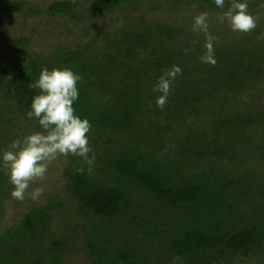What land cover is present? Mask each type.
<instances>
[{
  "label": "trees",
  "instance_id": "trees-1",
  "mask_svg": "<svg viewBox=\"0 0 264 264\" xmlns=\"http://www.w3.org/2000/svg\"><path fill=\"white\" fill-rule=\"evenodd\" d=\"M89 1V15L107 23L104 13L129 6V14H118L111 26L107 24L114 29L112 37L108 34L110 39L102 42L109 48L107 59H98L80 47L62 49L48 63L27 48L24 37L0 36V151L3 141L18 129L39 130L27 111L37 92L31 84L41 68L71 67L83 77L74 105L77 114L99 129L130 136L126 146L106 148L99 157L95 155L99 163L91 171L85 160L80 159L81 164L73 158L63 169L65 195L55 200L59 205L63 204L60 199L69 200L76 210L94 219L86 238L94 261L264 264V106L259 104L264 94V29L259 30L257 20L262 15L264 21V0H248L251 11L259 6L263 9L259 16L252 14L256 17L254 30L225 31L212 43L215 65L200 59L207 53V34L156 14L136 13L137 7L144 9L165 0ZM167 1L198 4L200 8L195 6L192 11L196 13L216 6L214 0ZM230 3L226 0V5ZM23 5L16 2L12 7ZM75 7L71 0H55L48 11L78 22L83 15L76 14ZM35 13L29 8L27 15ZM119 21L115 29L113 24ZM174 65L183 74L173 81L168 103L161 110L156 107L159 93L153 87ZM246 98L256 99L255 103L241 105ZM194 109L200 112L193 118L195 124L182 127L183 117ZM158 140L169 141L168 148L153 146ZM102 162L116 173L114 182L108 181ZM11 187L6 169L0 170V197ZM141 191L144 195L136 196L137 200L147 198L166 210L165 225L140 212L141 206L133 207L130 194ZM55 200L49 197L48 205L24 210L18 232H0V264H23L25 248L32 252L27 264L59 261L65 241L49 231L50 202ZM104 220L110 222V230L125 231L122 226H130L112 244L106 232L98 230ZM154 239L159 245L150 243ZM19 244L22 251L14 247ZM161 245L165 253L158 252Z\"/></svg>",
  "mask_w": 264,
  "mask_h": 264
},
{
  "label": "rangeland",
  "instance_id": "rangeland-1",
  "mask_svg": "<svg viewBox=\"0 0 264 264\" xmlns=\"http://www.w3.org/2000/svg\"><path fill=\"white\" fill-rule=\"evenodd\" d=\"M52 1L55 0H0V36H9L13 38L24 37L29 42L27 48L35 50L37 52L36 54L39 57L47 60L48 63L52 62L53 57L61 52L62 49L75 50L80 47L85 48V50L89 53L92 52L94 56L97 55L98 59L103 57L107 59L109 48L105 47L102 42L108 37V34H114L112 33L114 29L111 30L110 28L112 19L116 21L118 14L120 16L121 14H123V16L125 14H129V6L125 5V7L123 6L122 8H116L104 13L107 14L105 18L109 19V22L107 23L104 20L89 15L91 14L88 11V4L90 2L89 0H71L75 3L76 7L74 11L76 14L83 15L82 20L73 22L71 21L72 19L67 15H50L48 11V5ZM16 2H23L24 5L20 9H15L12 7V4ZM181 5H178L176 1L171 2L165 0L159 3L146 5L144 9L137 7L136 13L156 14V16L160 18H169L179 23H186L188 26L191 25L193 28V18L196 16V14L207 12L210 14L208 21L210 29L205 39L211 41V43H214L215 40H218L219 35H222V33L225 31L233 32L226 22L221 23L218 19V17L222 15L223 11L226 10L230 4L226 5L225 9L223 10L217 8L216 6H212L207 9H203V11H197V13L192 11H194L195 6L200 8V5H186L185 3H181ZM185 7H189V9ZM29 8L36 10L35 16L27 15ZM182 8H184L186 11H183ZM248 10L251 14L258 13L257 16L260 15L259 12L263 11L262 7L260 6L259 8L255 9L256 12L251 11L249 8ZM148 11L153 12L151 13ZM261 18L262 15L257 19L259 21V30L264 29V26L261 25L264 24V21L261 22ZM120 21L113 24L115 29L120 25ZM107 24L110 26L108 27ZM211 27L214 30L213 32H210ZM35 51L33 54H35ZM263 97L264 94L261 95V102L259 103L261 106H264ZM255 100L256 99L250 100L246 98V101H243V103L241 102V105H245L246 103L247 106H249V104L252 105V103H255ZM262 110H264V108ZM197 113L200 112L196 109L188 111L187 116L183 117L184 122L181 121L182 127H185V125H188L187 127H189V125L193 126L195 124L193 118ZM31 122H33V120H31ZM15 129L17 130V128ZM6 131H10L9 128H7ZM30 131L32 130L25 131L24 128H20L17 130V132H13L7 141H3L2 150L8 147L12 139L25 135ZM109 132L110 131H105L95 126H92L91 128V132L89 133L90 145L93 149V152L98 157L104 149L115 148V146L119 145L126 146L128 140H130L129 135H116ZM169 143V141L165 142L164 140H158L153 142L152 145L154 146L156 144V147L161 150L165 147V149H167ZM97 156H95V158ZM70 158L79 161L80 159L84 160L83 158L77 156H61L50 164L46 178L43 181H37L32 185L33 188L43 187L44 189L43 195L39 200L33 201L27 197L23 201L14 200L10 195L12 187L11 189H8L3 197H0V232L2 231L3 233H6L7 230H10L11 232H18L19 229H22L21 219L23 217L24 210L36 205H48L49 197H53L54 200L55 198L64 197L65 194L63 192L64 187L62 185V180L64 182H67V180L64 177L63 169L68 164ZM80 163L82 164L81 161ZM98 163L99 161L96 158L94 165H98ZM102 165L105 169V174L108 177V181L114 182L117 178L116 173H114L113 169L110 170L111 168L109 169V166L107 167L104 165L103 162ZM3 169V167H0V170ZM142 194V191L141 194H130V197L134 196L133 207L137 209L139 206H141L140 212H144L146 215L149 214L154 216L157 218V220L164 224L162 217L166 214V210L161 209L159 206H155V204H153L154 202L151 200L149 201L147 198L144 199L145 201L137 200L136 196L140 197ZM132 199L133 198L131 197V200ZM61 201L63 204L60 205L57 204L56 200L50 202V204L53 203V208L51 210V220L49 223L50 234L55 238L62 237L63 241H65L64 249L60 253L59 261H57L56 264H97L88 252L86 245V238L92 228L91 222L93 223L94 219L91 220L88 218L89 215H84L76 210V207L73 206L69 200L66 202V199H60V202ZM109 224V221L104 220L101 222L102 226L99 225L98 227L97 225L95 227H98V230H101V232H106V237H109L110 243L112 244L115 240H120L119 237H121V235L125 233L127 228L130 226L129 224H124L122 227H124L125 231H122V228L110 230ZM133 234L137 238H142L141 234L138 232H134ZM21 237L25 238L26 235L22 234ZM147 240L148 239H146V241ZM150 243H153V245L158 243L159 245L160 242L158 239H154L151 240ZM14 247L20 248V250L16 249L17 251L23 250V245L21 244L15 245ZM160 247L158 249L156 246V249L159 250L158 252L165 253L164 247L162 245ZM29 250L30 248H25L22 260L23 264H27L29 259L32 258V252L29 254ZM160 258H162V256ZM20 263L21 261L18 262V264Z\"/></svg>",
  "mask_w": 264,
  "mask_h": 264
},
{
  "label": "clouds",
  "instance_id": "clouds-1",
  "mask_svg": "<svg viewBox=\"0 0 264 264\" xmlns=\"http://www.w3.org/2000/svg\"><path fill=\"white\" fill-rule=\"evenodd\" d=\"M217 8L225 9L226 0H214ZM248 0H231L230 6L218 17L233 32L248 33L256 28V17L249 10ZM209 14L201 12L193 18V30L209 32ZM207 53L201 61L215 65L211 41L206 44ZM38 51V49H37ZM183 71L179 65L167 69L158 78L153 91L159 93L156 107L163 110L168 103L172 83ZM82 75L71 67H42L38 78L31 84L37 90L32 97L27 117L36 120L39 130L30 131L14 138L8 147L0 151V167L6 169L8 182L12 185L11 197L23 201H37L43 195V187L32 185L43 181L50 164L59 157L77 156L90 166L95 163V153L90 145L91 122L77 114L74 105L79 100V83ZM82 171V169H81Z\"/></svg>",
  "mask_w": 264,
  "mask_h": 264
}]
</instances>
